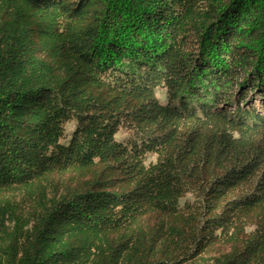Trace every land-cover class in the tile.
Wrapping results in <instances>:
<instances>
[{"label": "trees", "instance_id": "1", "mask_svg": "<svg viewBox=\"0 0 264 264\" xmlns=\"http://www.w3.org/2000/svg\"><path fill=\"white\" fill-rule=\"evenodd\" d=\"M0 264H264V0H0Z\"/></svg>", "mask_w": 264, "mask_h": 264}, {"label": "rangeland", "instance_id": "2", "mask_svg": "<svg viewBox=\"0 0 264 264\" xmlns=\"http://www.w3.org/2000/svg\"><path fill=\"white\" fill-rule=\"evenodd\" d=\"M158 97H159V99H160V101L162 103L166 104L168 102L166 89L160 88L158 90ZM73 128H74V123L67 124V126H66L67 133L68 134L71 133ZM129 138H130V132H128L125 129H121L119 134H118V140H120V141H128ZM152 158H153V156L150 157V159H152Z\"/></svg>", "mask_w": 264, "mask_h": 264}]
</instances>
